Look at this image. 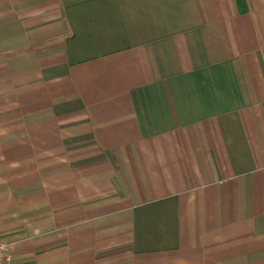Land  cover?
Here are the masks:
<instances>
[{"label":"crops","instance_id":"0c3cea01","mask_svg":"<svg viewBox=\"0 0 264 264\" xmlns=\"http://www.w3.org/2000/svg\"><path fill=\"white\" fill-rule=\"evenodd\" d=\"M8 264H264V0H0Z\"/></svg>","mask_w":264,"mask_h":264},{"label":"built area","instance_id":"2783aa9c","mask_svg":"<svg viewBox=\"0 0 264 264\" xmlns=\"http://www.w3.org/2000/svg\"><path fill=\"white\" fill-rule=\"evenodd\" d=\"M10 260V243L5 240H0V264H8Z\"/></svg>","mask_w":264,"mask_h":264}]
</instances>
